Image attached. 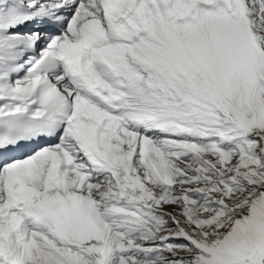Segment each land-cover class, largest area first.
<instances>
[{
    "label": "snow or ice",
    "instance_id": "6c2138e0",
    "mask_svg": "<svg viewBox=\"0 0 264 264\" xmlns=\"http://www.w3.org/2000/svg\"><path fill=\"white\" fill-rule=\"evenodd\" d=\"M0 264H264V0H0Z\"/></svg>",
    "mask_w": 264,
    "mask_h": 264
}]
</instances>
